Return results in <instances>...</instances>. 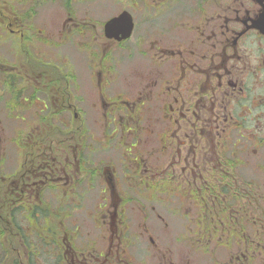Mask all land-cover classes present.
I'll list each match as a JSON object with an SVG mask.
<instances>
[{"label": "flooded vegetation", "instance_id": "1", "mask_svg": "<svg viewBox=\"0 0 264 264\" xmlns=\"http://www.w3.org/2000/svg\"><path fill=\"white\" fill-rule=\"evenodd\" d=\"M0 264H264V0H0Z\"/></svg>", "mask_w": 264, "mask_h": 264}, {"label": "rangeland", "instance_id": "2", "mask_svg": "<svg viewBox=\"0 0 264 264\" xmlns=\"http://www.w3.org/2000/svg\"><path fill=\"white\" fill-rule=\"evenodd\" d=\"M44 10H47V11H51L52 10V8H51V6L50 5H46V6H44ZM80 214V213H79Z\"/></svg>", "mask_w": 264, "mask_h": 264}]
</instances>
